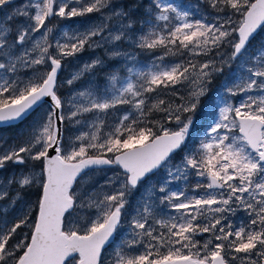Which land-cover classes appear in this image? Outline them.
Segmentation results:
<instances>
[{"label": "snow or ice", "instance_id": "obj_1", "mask_svg": "<svg viewBox=\"0 0 264 264\" xmlns=\"http://www.w3.org/2000/svg\"><path fill=\"white\" fill-rule=\"evenodd\" d=\"M208 2L218 12L230 9L239 15V20L234 22L227 14L223 21L217 16L214 23L191 20L190 12L164 0H152L151 7L156 11L147 13V21H140L146 30L139 35L134 17L140 0H72V4L69 0H24L0 20V121L23 119L44 98L50 100V111L32 125L21 144L0 152V169L8 162L23 165L32 160L42 165L39 177L29 170L0 182V200L7 198L13 184L19 189L8 206L0 207L4 215L22 199V190L36 183L41 189L33 222L29 223V214L25 213L11 226L7 220L0 224V264H102V248L115 238L131 195L142 186L145 194L131 217L132 239L127 244H139L144 251L125 255L118 249L112 264H264V46L258 47L251 57L255 63L248 64V46L258 30L264 29V0ZM14 3L15 0H0V8ZM93 12L102 14L100 22L77 30L70 37L69 32H63L66 42L53 37L54 28L46 23L54 16L71 19ZM170 13H175L178 23L170 24ZM21 17L23 22L13 26L12 21ZM160 21L169 23L157 29L156 22ZM122 40L131 41L140 49L162 48L165 56L181 49H199L197 54L204 55L217 50L219 61L153 64L138 73L141 82L126 78L119 87L117 75L110 71L104 91H99L98 85L91 87L95 82L89 80L90 87L76 93L87 104H73L66 116L64 100L58 95L62 60L82 52L85 46L112 44L115 48V42ZM224 45L231 49L230 53L218 51ZM109 55L119 57L122 53L113 50ZM103 63L96 58L85 62L67 83L72 85L83 75L94 74ZM233 63L238 69L248 65L245 75L225 78L214 105L218 111H214V119L198 148L185 153L178 165H171L172 156L190 136L201 97L207 95L213 76L222 74L223 68ZM38 65H47V70L28 81L3 78L15 74L19 66ZM184 82H190L193 88L186 99L181 97V104L164 106V101L159 100L152 105L165 113L167 121H174L178 129L160 125L157 134L144 125L146 94ZM240 94L243 98L239 103L233 102ZM123 105L135 111H126L110 132L102 136L100 129L105 121L94 120L88 125L93 131L81 132L69 146L64 145L60 125L65 120L82 124L79 117L84 113L103 114ZM185 114L189 115L185 118ZM113 165L120 171L100 186L110 192H102V198L97 190H93L94 194H76L74 185L86 170ZM160 169L166 170L167 179L159 186L160 195H156V186L146 181ZM193 174L206 182H197L190 190L168 187L173 181L186 182ZM149 191L152 196L147 195ZM157 202L179 215L153 219ZM78 210L95 212L94 219L86 215L83 229L66 223L67 215ZM238 211L247 214V222L241 220L237 224L230 219ZM22 227L30 232L19 233ZM203 233L209 235L201 244L194 237ZM74 254H78V260Z\"/></svg>", "mask_w": 264, "mask_h": 264}, {"label": "rangeland", "instance_id": "obj_2", "mask_svg": "<svg viewBox=\"0 0 264 264\" xmlns=\"http://www.w3.org/2000/svg\"><path fill=\"white\" fill-rule=\"evenodd\" d=\"M24 0H15V3L9 5L5 8H0V20L5 18L7 13L12 11V8L18 4L23 3ZM80 3H84L85 0H79ZM164 2L174 4L178 9L183 11L190 12L189 19L191 20H202L205 23H214L216 22L217 16L220 17V20L223 21L226 14L227 16H231V19L234 22L239 20L238 14H233L230 9H227L226 12L214 9L208 0H164ZM69 3L72 4V0H69ZM152 3L150 4V6ZM75 6V5H73ZM149 6V7H150ZM148 7V8H149ZM223 7V6H221ZM148 11H156L154 9H150ZM152 12V13H154ZM106 15V13H105ZM171 17L170 24L174 25L178 23L175 19V13L169 14ZM23 17L20 20H13V26L20 24L23 22ZM102 19V14L98 12H93L91 14H86L85 16L73 17L71 19H61L59 17H52L46 23L54 28L52 33L53 37L59 38L62 42H66L65 38L62 36V33L67 31L69 32V37L74 34L77 30L83 31L87 26L99 23ZM148 17L145 18L144 21H147ZM111 23V22H110ZM151 23V21H149ZM157 29L161 28L165 23L169 22H156ZM118 26V25H116ZM142 30L141 24L137 29H135L137 35L140 34ZM38 37L39 34H34ZM106 35V33H105ZM99 39V38H94ZM52 43L55 41L52 40ZM103 43V41H101ZM264 46V29L258 30L256 38L252 40L249 44L250 56L248 58V64L255 63L251 59L252 56L256 55V49L258 47ZM113 50L119 51L122 53L119 57H110L109 53ZM50 51H52L50 49ZM221 51L225 54L230 53L231 49L224 45ZM165 50L162 48H157L154 50H145L140 49L135 46L131 41H120L115 42V48H113L112 44H104L103 47L98 48H89L85 46V49L77 53L75 56L66 57L62 60V68L60 75L58 77V95H60L64 100V114L68 115V108L72 107L75 103H83L87 104V101L82 97H77L76 93L80 91H84L86 88L90 87L88 84L89 80L94 81L95 83L91 85V87L99 86V91H104L105 81L107 74L112 71L114 72L119 80L117 87L120 84L126 83V78H132L133 82L139 83L141 80L137 79L138 73L140 71H147L150 66L153 64L163 63L165 65H170L174 63L181 62H189L192 63H203L209 59H215L219 61V57L217 56V50H213L208 55L197 54L199 49H195V51H189L187 49H181L175 55L169 53L168 55H164ZM35 55V54H34ZM129 55L131 58L129 59ZM161 57L163 58L161 60ZM102 59L104 63L97 67L94 71V74H85L80 77L74 84L69 85L67 80L72 77L74 73L80 69L85 62H89L92 59ZM248 65H244L242 68L237 67V64L233 63L231 67L225 66L223 68V73H217L213 76L212 82L208 85V93L207 95L201 97L200 106L195 113V124L191 129L190 136L188 137L185 145L176 152L170 161L171 165H178L182 160L185 153H190L195 151L198 148L199 142L204 137L209 124L214 119V111H218V109L214 108L217 100V92L220 88L221 83L225 80V78L234 79L237 75L243 76L245 75V70ZM104 68V69H99ZM131 68L132 71L128 72L127 69ZM47 70V65H38L33 66V68H27L23 66H19L17 72L15 74H7L3 76L4 79H14L20 81H28L32 79L36 75H42ZM0 75H3V70H0ZM3 82V79H0V83ZM110 88L111 85L108 84ZM193 85L190 82H184L179 85H175L168 88H159L153 93H148L147 95V103L149 101V108H152V105L159 100L164 101V106L171 105L175 107L178 104L182 103L181 97L185 99L188 97V94L192 91ZM252 95H256V92H252ZM7 94H5L6 96ZM243 98V94L237 96L233 102L239 103L240 99ZM74 110V109H73ZM50 111V105L44 103L37 109V111L31 114L28 118L25 119L23 123H19V125H15L12 127H0V152L4 149H7L10 145L19 146L22 140L27 136L30 132L32 125L40 121L44 118L46 113ZM126 111L134 112V109H131L130 106L123 105L117 106L115 109H111L103 114H92V113H84L81 117H79L82 121V124H76L74 121L65 120L62 124V140L64 145L67 147L72 142L75 141V137L80 135L81 132H91L94 128H90L88 125L91 124L94 120L103 119L105 121V125L101 126V135L110 132L115 125L119 122V117L125 114ZM189 114H185L186 116ZM144 125L148 127H152L153 131L159 134L160 125L169 128L170 130H177L178 126L174 121H167L165 113L158 109L152 108L150 112H148L146 119L144 120ZM142 125V126H144ZM78 143V142H77ZM90 155H94V152H90ZM110 157L112 154H108ZM41 162L29 160L26 164H13L8 162L3 169H0V182L6 181V178L15 174H19L21 172H27L32 170L33 174L36 177H39L41 172ZM120 171L116 166H110L106 169H93L86 173L80 181L76 184L75 192L78 196L87 195L89 193H93V190L101 191L100 198H102V192L111 190L107 187H104L102 190L100 189L101 185H104V182L113 176L114 172ZM167 179L166 170L160 169L154 175H151L146 181L148 184H152L156 186V195H160L158 192L159 186ZM197 182L205 183L206 181L203 178L196 177L194 174L189 175L187 181L179 180L171 182L168 187L171 190H190L193 185ZM18 186L13 184L11 189L8 192L7 198L0 200V207L8 206L10 201L12 200L15 193L18 191ZM41 189L39 187V183L34 184L31 188H26L22 190V199H20L14 207H9L7 215H4L0 212V224H3L5 220L8 221L9 226L13 222L16 221L18 217H23L25 213L29 214V223L33 222L37 216V206L36 203L39 199ZM145 194V190L143 186L137 191L133 192L130 197V204L126 205L125 211L122 215V222L119 228L117 229L115 241L110 245L108 249L105 250L102 257V264H112L115 259V255L118 249L122 250L125 255H138L144 251V247L137 244L131 247L128 246L127 241L132 239V234L129 229V223L131 217L135 215L134 209L136 205L141 203V196ZM148 196H152V192L149 191L147 193ZM86 215H91V217L95 218V212H84V211H76L72 212L71 215H67V225L69 227H79L83 229L86 227ZM178 216L179 213H176L173 209H171L166 204H159L158 202L154 207V217L153 219H161L167 218L168 216ZM153 219L149 220V223H153ZM234 223H239L241 220L247 222V214L243 211H238L234 217H230ZM158 230L162 231L159 228V225H154ZM21 234H26L30 232V229L27 227H22L18 230ZM208 233L197 234L194 239L199 240L201 244H203L204 240L208 238ZM20 237L18 236L17 239ZM15 243V240L13 241ZM147 243V241H145ZM185 254L187 252L185 251ZM243 255V254H239ZM77 260V257H76ZM69 264H75L74 261H69ZM235 264H241L240 261H236Z\"/></svg>", "mask_w": 264, "mask_h": 264}, {"label": "trees", "instance_id": "obj_3", "mask_svg": "<svg viewBox=\"0 0 264 264\" xmlns=\"http://www.w3.org/2000/svg\"><path fill=\"white\" fill-rule=\"evenodd\" d=\"M152 3V0H140V8L137 10V13L134 17L136 20V26L135 29H137L140 25V21H144L145 18H147V13L154 12V11H148L150 9H154V7H151L150 4ZM150 6V7H149ZM149 7V8H148ZM149 104L146 105L145 111L148 114Z\"/></svg>", "mask_w": 264, "mask_h": 264}, {"label": "water", "instance_id": "obj_4", "mask_svg": "<svg viewBox=\"0 0 264 264\" xmlns=\"http://www.w3.org/2000/svg\"><path fill=\"white\" fill-rule=\"evenodd\" d=\"M59 73H60V71H59ZM59 73H58V75H59ZM43 102H47L49 105H50V100L48 99V98H44L43 99V101L42 102H40L39 103V106L43 103ZM39 106H37V107H35L34 108V110L33 111H31L26 117H24L23 119H17V120H14V121H0V127L1 126H6V125H14V124H17V123H20L22 120L24 121V119H26L32 112H34ZM60 128H61V125H60ZM52 155H55V153L54 152H52L51 153ZM104 167H108V166H101V167H94V168H104ZM93 169V168H92ZM88 170H90V169H88ZM88 170H86V171H88ZM85 171V172H86ZM84 172V173H85ZM83 173V174H84ZM82 175H80L79 177H78V179L81 177ZM77 179V180H78ZM75 186V185H74ZM113 240L114 239H112V240H110V242H108V243H106L105 244V246L102 248V250H101V255H102V252H103V250L105 249V248H107L112 242H113ZM74 255H77L78 256V254H74ZM79 257V256H78Z\"/></svg>", "mask_w": 264, "mask_h": 264}]
</instances>
